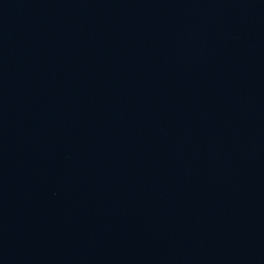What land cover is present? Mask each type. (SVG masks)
<instances>
[{
	"label": "water",
	"instance_id": "95a60500",
	"mask_svg": "<svg viewBox=\"0 0 264 264\" xmlns=\"http://www.w3.org/2000/svg\"><path fill=\"white\" fill-rule=\"evenodd\" d=\"M0 264H264V0H0Z\"/></svg>",
	"mask_w": 264,
	"mask_h": 264
}]
</instances>
